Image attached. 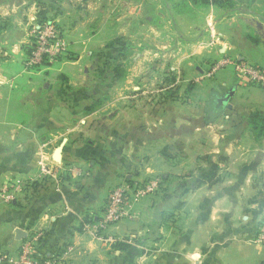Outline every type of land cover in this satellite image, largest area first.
<instances>
[{
  "label": "crops",
  "instance_id": "crops-1",
  "mask_svg": "<svg viewBox=\"0 0 264 264\" xmlns=\"http://www.w3.org/2000/svg\"><path fill=\"white\" fill-rule=\"evenodd\" d=\"M41 5L0 0V246L14 252L38 234L54 264H264L257 239L264 219V134L249 123L252 112L264 111V88L233 65L206 82L209 98L188 100L189 106L199 102L198 109L172 115L166 108L173 97L165 95L153 124L139 121L133 106L126 114L113 110L122 122L138 120L122 147L119 136L97 135L94 119L105 110L95 109L97 96L77 91L70 70L76 63L27 69L29 24L48 17ZM198 8L172 14L188 22L169 48L182 54L171 68L176 84L197 90L203 70L222 56L264 70V0ZM203 13L209 14L205 24ZM138 128L147 138L139 144L133 141ZM42 164L54 176H46ZM72 166L84 175L69 174ZM152 174L168 178L166 191L142 200L135 219L110 225L102 238L84 231L113 185ZM18 229L26 235L18 237Z\"/></svg>",
  "mask_w": 264,
  "mask_h": 264
},
{
  "label": "rangeland",
  "instance_id": "rangeland-1",
  "mask_svg": "<svg viewBox=\"0 0 264 264\" xmlns=\"http://www.w3.org/2000/svg\"><path fill=\"white\" fill-rule=\"evenodd\" d=\"M38 2H41L40 7L48 14L43 20L48 18L55 21L68 43L67 54L54 64L66 61L76 63L70 70L77 83L76 87L79 86L77 91L97 96L101 103L95 109L105 110L104 114L94 119L99 125L97 135L114 138L119 136L122 147L130 141L131 125L138 120L131 121L128 117L122 122L124 117L115 116L113 110L129 111L133 106L141 115L139 121L153 124L156 123L155 118L160 112L157 108L161 104L162 96L170 98L182 96L183 100L180 102L174 101L173 98L167 102L166 109L172 115L182 110L184 112L189 107L191 110L198 109L199 102L195 100L189 106L188 100L194 99L196 94L205 100L210 86L206 85V82L233 66L220 69L210 78L205 76L208 70L204 69L202 76H199L201 86L197 90L194 88L192 90L189 85L176 84L178 73L171 68L178 66L182 54L179 51H170L169 48L177 43L179 30L181 27L187 28L188 22L185 24V20L178 21L174 15L198 12L199 8L191 3L180 5V0H38ZM208 17L209 14L203 13L201 18L204 24ZM32 24H29L28 34ZM174 31L177 36L172 33ZM208 47L210 48V44ZM118 50H121V53ZM207 61L204 60L205 66L210 63V60ZM50 66L52 65L29 70L39 71L49 69ZM205 105L204 101L203 110ZM257 111L264 114L261 109ZM177 118V124L182 122L179 117ZM139 129L136 134L139 138L133 140L138 144L141 138L147 140L140 135L142 130ZM89 136L93 138L94 134ZM121 151L126 150L121 148ZM71 168L82 170L79 166ZM69 174L75 175L72 171ZM156 176L163 175L143 176L133 185L127 181L123 183L132 187ZM41 249L54 258V253L50 254L43 245Z\"/></svg>",
  "mask_w": 264,
  "mask_h": 264
},
{
  "label": "built area",
  "instance_id": "built-area-1",
  "mask_svg": "<svg viewBox=\"0 0 264 264\" xmlns=\"http://www.w3.org/2000/svg\"><path fill=\"white\" fill-rule=\"evenodd\" d=\"M28 47L31 50L26 59V67L39 68L53 65L65 56L68 51V43L59 30L55 21L39 20L29 29ZM211 44L215 43L212 35ZM234 65L238 73L248 81L264 87V70L247 62L238 61L231 56H222L217 59L206 72V77H212L220 69ZM44 174L54 176V171L46 164L41 165ZM76 176H83L84 172L79 168H70ZM165 187L162 176H156L146 182H140L135 186L118 183L109 191V195L103 212L94 222L84 224V231L94 238H102L106 229L118 222L137 217V205L147 197L154 196ZM13 198V193L8 199ZM40 236L34 234L29 240L22 242L16 251L3 249L0 246V264H54V258L48 256L39 246ZM257 239L264 244V219L262 220ZM71 250V248H69Z\"/></svg>",
  "mask_w": 264,
  "mask_h": 264
},
{
  "label": "trees",
  "instance_id": "trees-1",
  "mask_svg": "<svg viewBox=\"0 0 264 264\" xmlns=\"http://www.w3.org/2000/svg\"><path fill=\"white\" fill-rule=\"evenodd\" d=\"M179 3H180V5H182L183 3L185 5H188V4L191 3L192 5H194L196 7H206V6L210 5V4H214V5H217V6H220V7L224 6V7L232 8L235 5V0H180ZM44 20H48V18L47 19L45 18ZM29 48L30 47H28V49H27V56L31 52V50ZM118 51H119V53H121V50H118ZM62 58H60L59 61ZM260 69H262V68H260ZM249 123L258 132V134H264V114L263 113H261L260 111L252 112L250 117H249ZM212 177H213L212 174H210V179ZM162 179H163V183L165 184V187H167L168 178L165 177V176H162ZM165 187H162L161 191L159 193H161V192L163 193V191H166ZM104 206H105V204H104ZM103 209L104 208H102V211H100V212H94V213L90 214L89 217L86 219L85 223L94 222L95 219L101 215V213L103 212ZM42 239H43V237L40 238V241H39V245L41 243L40 248L42 246Z\"/></svg>",
  "mask_w": 264,
  "mask_h": 264
},
{
  "label": "water",
  "instance_id": "water-1",
  "mask_svg": "<svg viewBox=\"0 0 264 264\" xmlns=\"http://www.w3.org/2000/svg\"><path fill=\"white\" fill-rule=\"evenodd\" d=\"M16 234H17L18 237H21V238L26 235V233L23 230H21V229H18L16 231Z\"/></svg>",
  "mask_w": 264,
  "mask_h": 264
}]
</instances>
